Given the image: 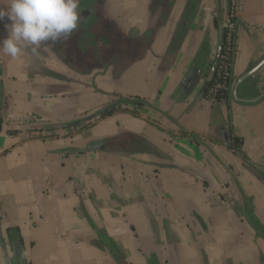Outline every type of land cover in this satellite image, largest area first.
I'll list each match as a JSON object with an SVG mask.
<instances>
[{
    "label": "crops",
    "instance_id": "obj_1",
    "mask_svg": "<svg viewBox=\"0 0 264 264\" xmlns=\"http://www.w3.org/2000/svg\"><path fill=\"white\" fill-rule=\"evenodd\" d=\"M104 1L134 41L117 68L78 65L60 43L0 51V264H264V98L232 96L264 59V0H242L230 98L186 114L228 0ZM246 81L240 98L264 92V65ZM112 95L142 102L141 115L86 120ZM148 106L163 114L147 119ZM221 125L239 145L215 135Z\"/></svg>",
    "mask_w": 264,
    "mask_h": 264
},
{
    "label": "rangeland",
    "instance_id": "obj_2",
    "mask_svg": "<svg viewBox=\"0 0 264 264\" xmlns=\"http://www.w3.org/2000/svg\"><path fill=\"white\" fill-rule=\"evenodd\" d=\"M113 0H106V6H115V3L113 4ZM104 0H79V11H80V20L78 22V29L72 34V36L64 42H60V47L62 48L63 52H76L77 56L75 57L74 61L76 60L78 65L82 66H101L104 67L108 63H114L115 67L117 68L119 65H121L123 62H121V56H123L124 53L129 54L132 52V48L134 45V41H129V39L120 32V28L118 27L117 23L115 21H111L109 18V15L107 14V11L104 8ZM87 13L88 15L84 14ZM78 44V47H77ZM75 53V54H76ZM215 56V55H214ZM70 59L68 58V61ZM72 60V58H71ZM213 62V59L210 60L208 66L206 65V68H202L200 62H196L198 67L202 68V71H204L202 75V82L205 80V77L207 76L209 69L211 67V64ZM249 81V80H248ZM248 81H245L244 84H247ZM215 83L210 87L214 88ZM201 84V83H200ZM182 87H180V90ZM180 90L178 89L175 94H177L180 97ZM206 92V91H205ZM204 92V93H205ZM250 96H256L257 94L254 91V87L249 89ZM203 93V94H204ZM201 95L199 93V86L195 89L192 95V103H190L187 108L184 109L182 114L191 113L192 110L196 108V103L203 100L205 102V105L211 104L213 106L212 110L214 109V106L218 102H222L225 100H228L230 98V92L218 90L216 93H213L211 91H207L205 95ZM242 92H237V97L240 98ZM220 97L219 100L217 97ZM119 100H129L128 103H124V106L121 107L117 105V107L113 110V113L117 112H124V113H130V114H138L140 116L141 114L138 112V104L132 103V101L136 102L137 99L128 97V96H117L112 95L110 98L111 103H115ZM134 106H132V105ZM141 109V108H139ZM146 114L143 116L148 119H154L159 115H162L163 113L160 112L158 108L148 106L145 108ZM97 111V110H96ZM145 112V111H144ZM194 113V112H193ZM110 115V114H108ZM101 116L106 117L107 114H102ZM100 116V117H101ZM156 116V117H154ZM181 115H179L180 117ZM196 114H193L192 117H195ZM97 117L94 118V120ZM218 120L215 117H213V120ZM214 120V121H215ZM216 122V121H215ZM223 125L220 127H215V135L224 138V140L230 141V136L228 134V131L226 129L221 130ZM174 132H178L180 134L189 133V138L194 142V139H196V134L194 130H186L184 127L177 126V130ZM126 137V135H125ZM215 137V136H214ZM126 139V138H125ZM131 146L136 147L137 150L140 151L142 148V143L139 141V139H132L130 140ZM129 144V142H128ZM231 144V143H230ZM193 224L192 226H194ZM195 228V227H193ZM194 240H196V236H194ZM168 262V260L166 261ZM167 264V263H166Z\"/></svg>",
    "mask_w": 264,
    "mask_h": 264
},
{
    "label": "clouds",
    "instance_id": "obj_3",
    "mask_svg": "<svg viewBox=\"0 0 264 264\" xmlns=\"http://www.w3.org/2000/svg\"><path fill=\"white\" fill-rule=\"evenodd\" d=\"M79 0H4L0 24L7 35L0 51L16 59L25 49L67 41L79 28Z\"/></svg>",
    "mask_w": 264,
    "mask_h": 264
},
{
    "label": "water",
    "instance_id": "obj_4",
    "mask_svg": "<svg viewBox=\"0 0 264 264\" xmlns=\"http://www.w3.org/2000/svg\"><path fill=\"white\" fill-rule=\"evenodd\" d=\"M222 41H223V23L220 22L217 25V45H216L215 56L213 58V62L211 64L209 72L206 76L205 82L199 91L200 94H203L206 91V89L209 86V83L213 80V77L215 75L216 68H217V63H218L220 55H221ZM263 65H264V59H262L259 63H257L255 66H253L250 70H248L246 73H244L242 76H240L237 79V81L235 82V84L233 86V91H232V96L236 101H240L243 103H255V102L260 101L262 98H264V92L259 94L257 97L250 98V99H244V98H238L237 97L238 87L241 84H243L249 77L253 76ZM199 78H200V71L196 68H192L190 70V72L188 73V75L185 79V82L183 84V88L185 89V91L186 92L192 91V89L196 86ZM119 104H121L120 101H118L114 104H111V105H109V106H107L101 110H98L94 114L86 117V120H91L92 118L101 116L102 114H105V113L111 111L114 107H116ZM16 254L18 256V259L22 260V255H21L20 249H18V248L16 249Z\"/></svg>",
    "mask_w": 264,
    "mask_h": 264
},
{
    "label": "built area",
    "instance_id": "obj_5",
    "mask_svg": "<svg viewBox=\"0 0 264 264\" xmlns=\"http://www.w3.org/2000/svg\"><path fill=\"white\" fill-rule=\"evenodd\" d=\"M242 0H228L226 8L224 52L220 55L216 68V84L208 91L216 93L218 90L229 91L231 82V61L235 51V32L237 18L241 9Z\"/></svg>",
    "mask_w": 264,
    "mask_h": 264
},
{
    "label": "trees",
    "instance_id": "obj_6",
    "mask_svg": "<svg viewBox=\"0 0 264 264\" xmlns=\"http://www.w3.org/2000/svg\"><path fill=\"white\" fill-rule=\"evenodd\" d=\"M225 20H226V15L223 17V18H220V17H216L215 19H214V21H213V24H214V26L215 27H217V25H218V23H220V22H222L223 24H225ZM225 34H226V30H225V27H224V29H223V41H222V47H221V54H223V52H224V43H225ZM215 81H216V73H215V75H214V77H213V80L209 83V86H208V88L206 89V92L203 94V95H205L206 93H207V91L209 90V88L215 83ZM258 95H256V96H253V97H257ZM219 96L217 97V99L219 100ZM121 103H128L129 102V100H119ZM132 103H135L136 105L138 104V106L140 107L141 105H142V102H140V101H136V102H134V101H132ZM114 111L112 110V111H109V112H107V113H105V114H112ZM230 138V141L232 142V143H234L236 146L237 145H239V139L238 138H234V137H232V136H230L229 137ZM149 264H158L157 262H156V260H154L153 258H151L150 260H149V262H148Z\"/></svg>",
    "mask_w": 264,
    "mask_h": 264
},
{
    "label": "flooded vegetation",
    "instance_id": "obj_7",
    "mask_svg": "<svg viewBox=\"0 0 264 264\" xmlns=\"http://www.w3.org/2000/svg\"><path fill=\"white\" fill-rule=\"evenodd\" d=\"M205 79H206V77H205ZM204 82H205V80H204ZM204 82H203V84H204ZM203 84L200 86L199 91H200V89L202 88Z\"/></svg>",
    "mask_w": 264,
    "mask_h": 264
}]
</instances>
